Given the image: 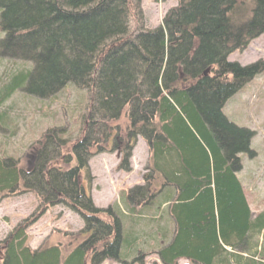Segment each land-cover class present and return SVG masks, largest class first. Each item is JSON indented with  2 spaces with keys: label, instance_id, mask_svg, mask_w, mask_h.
<instances>
[{
  "label": "trees",
  "instance_id": "trees-1",
  "mask_svg": "<svg viewBox=\"0 0 264 264\" xmlns=\"http://www.w3.org/2000/svg\"><path fill=\"white\" fill-rule=\"evenodd\" d=\"M141 1L0 0V57L31 66L11 77L0 106L16 90L85 93L80 136L46 130L27 170L0 158V195L66 206L84 223L76 244L30 249L26 230L39 215L31 216L0 242V264H132L151 253L160 264H264V210H251L236 176L240 155L253 157V132L222 112L264 71L228 60L264 33V0H174L160 26L133 34ZM137 138L148 147L147 174L123 197L126 229L117 206L93 205L80 176L90 181V157L105 152L130 173ZM162 206L165 225L149 218L153 228L133 233V221Z\"/></svg>",
  "mask_w": 264,
  "mask_h": 264
},
{
  "label": "rangeland",
  "instance_id": "rangeland-1",
  "mask_svg": "<svg viewBox=\"0 0 264 264\" xmlns=\"http://www.w3.org/2000/svg\"><path fill=\"white\" fill-rule=\"evenodd\" d=\"M175 5L174 0L160 3L154 0H142L140 5L142 21L138 14L132 16L129 32L134 34L139 29L157 28L165 13ZM228 60L241 66L255 62L264 64V33L252 40L245 50L233 52ZM30 68L29 63L0 57V97L4 94L13 75ZM84 105L85 93L72 87L45 99L31 97L22 90L12 92L0 106V158H12L18 161L20 168L27 170L31 166L33 156L30 149L46 130L62 129L66 140L70 138L74 140L80 136ZM222 112L237 127L253 132L250 141L253 157L250 158L247 154L240 155L242 168L236 176L243 186L251 210L254 213L261 212L264 210V71L230 97ZM123 123L124 121L120 124ZM148 155L147 144L138 138L130 159L132 168L130 173L119 172L117 170L118 156L105 152L95 153L90 157L88 161L90 181L85 180L84 173L80 176L81 183L93 205L100 209L117 206L126 219V222H123V228L126 227V229L130 227L131 222L128 219L129 212L123 197L129 188L142 183L143 176L147 174ZM163 208L162 206L153 216L148 214L141 216L143 221H133L132 224H135L133 233H141V230L148 231L153 228L150 222H146L149 218V220L160 218V224L165 225ZM36 215H39V218L26 230L27 246L30 249L36 250L58 243L66 247L75 246L74 235L84 227L82 219L62 204L43 208L39 206L35 196L28 192H21L7 198L0 195V242L17 225ZM261 240L262 238L259 237L258 247H261ZM142 245L141 251L149 250L145 248V243ZM136 256L135 254L132 258L135 259ZM244 258L248 257L244 255ZM254 261L257 259L254 258ZM102 264L121 263L106 260ZM132 264L160 263L156 255L151 253ZM177 264L188 263L180 261Z\"/></svg>",
  "mask_w": 264,
  "mask_h": 264
},
{
  "label": "water",
  "instance_id": "water-1",
  "mask_svg": "<svg viewBox=\"0 0 264 264\" xmlns=\"http://www.w3.org/2000/svg\"><path fill=\"white\" fill-rule=\"evenodd\" d=\"M207 72H208V71H205V72H204V75H206Z\"/></svg>",
  "mask_w": 264,
  "mask_h": 264
},
{
  "label": "crops",
  "instance_id": "crops-1",
  "mask_svg": "<svg viewBox=\"0 0 264 264\" xmlns=\"http://www.w3.org/2000/svg\"><path fill=\"white\" fill-rule=\"evenodd\" d=\"M131 171H132V168H131ZM120 172V171H119ZM142 184V183H141Z\"/></svg>",
  "mask_w": 264,
  "mask_h": 264
}]
</instances>
